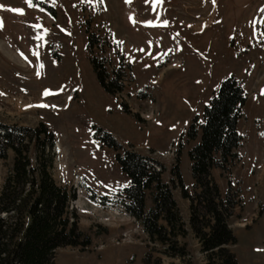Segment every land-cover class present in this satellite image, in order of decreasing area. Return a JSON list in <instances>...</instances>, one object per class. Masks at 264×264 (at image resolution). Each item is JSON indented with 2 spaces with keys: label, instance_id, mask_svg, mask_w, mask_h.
Segmentation results:
<instances>
[{
  "label": "rangeland",
  "instance_id": "obj_1",
  "mask_svg": "<svg viewBox=\"0 0 264 264\" xmlns=\"http://www.w3.org/2000/svg\"><path fill=\"white\" fill-rule=\"evenodd\" d=\"M0 5V121L44 123L54 132L53 176L75 189L71 208L93 238L84 251L58 249L55 264H207L176 171L194 192L188 152L197 140H188L187 131L231 75L248 98L238 123L244 135L237 148L241 159L228 170L214 168L212 176L222 195L231 182L238 198L229 219L238 238L231 246L238 264H264V0H32L31 6L0 0ZM87 29L98 37L92 51ZM3 48L19 54L22 63ZM91 57L105 58L111 73L126 74L121 93L99 85ZM94 128L161 169L184 217L186 234L177 240L186 247L185 259L166 253L119 204L116 192L129 179L115 150L102 142L103 132L95 136ZM8 154L0 158V190L13 163V152ZM151 205L149 193L146 209Z\"/></svg>",
  "mask_w": 264,
  "mask_h": 264
},
{
  "label": "trees",
  "instance_id": "obj_2",
  "mask_svg": "<svg viewBox=\"0 0 264 264\" xmlns=\"http://www.w3.org/2000/svg\"><path fill=\"white\" fill-rule=\"evenodd\" d=\"M87 33L86 45L92 51L98 37L88 29ZM90 63L106 92L117 95L124 90V72H109L105 58L91 57ZM246 101L241 82L233 75L224 79L202 116L196 115L187 131L188 140H197L188 152L194 192H189L176 171L182 196L190 202V225L207 264H238L231 249L238 238L229 225L238 198L231 182L222 195L212 170H228L241 159L237 148L244 135L237 124ZM97 130L103 132L102 142L115 150V161L129 179V184L116 192L119 204L152 239L165 245L166 253L185 259L186 247L177 240L186 234L185 221L172 185L162 180V171L152 158L124 148L112 134ZM56 143V135L44 123L28 127L0 121V158L7 159L9 151L14 154L0 190V264H55L58 249L71 246L84 251L93 244L92 236L80 227L76 209L71 208L77 198L75 189L57 183L53 176ZM149 193L152 205L146 209ZM90 197L96 199L95 193ZM107 202L102 196L100 203Z\"/></svg>",
  "mask_w": 264,
  "mask_h": 264
},
{
  "label": "snow or ice",
  "instance_id": "obj_3",
  "mask_svg": "<svg viewBox=\"0 0 264 264\" xmlns=\"http://www.w3.org/2000/svg\"><path fill=\"white\" fill-rule=\"evenodd\" d=\"M125 2L127 3V2H130V0H125ZM149 2V0H145V3H148ZM212 2H213V4L215 3V0H212ZM25 3L26 4H28L29 6H31V4H32V0H25ZM2 7H4V5H0V8H2ZM11 11H13V12H17V13H19V12H22V9H20V8H12V9H10ZM130 19H131V16L129 17ZM142 23H144V24H155L156 23V21H152V20H145V21H142ZM162 23L163 24H167V21H162ZM35 27H40V25H35ZM48 30L47 29H45V32H47ZM34 55H35V53H34ZM147 66V65H146ZM48 89H44V94L45 95H47L48 94ZM41 106H44V105H41ZM262 135H264V133H262Z\"/></svg>",
  "mask_w": 264,
  "mask_h": 264
},
{
  "label": "bare ground",
  "instance_id": "obj_4",
  "mask_svg": "<svg viewBox=\"0 0 264 264\" xmlns=\"http://www.w3.org/2000/svg\"><path fill=\"white\" fill-rule=\"evenodd\" d=\"M3 49H4V48H3ZM149 49H150V48H149ZM2 51H3V52H6L7 54H9V53H13V54L11 55L12 60H13V61H16V62H20V63H22L19 54L15 53V52H12V51H9V50H6V49H4V50H2ZM147 51H150V50L147 49Z\"/></svg>",
  "mask_w": 264,
  "mask_h": 264
},
{
  "label": "crops",
  "instance_id": "obj_5",
  "mask_svg": "<svg viewBox=\"0 0 264 264\" xmlns=\"http://www.w3.org/2000/svg\"><path fill=\"white\" fill-rule=\"evenodd\" d=\"M247 102V101H246ZM246 104V103H245ZM238 123H239V121H238Z\"/></svg>",
  "mask_w": 264,
  "mask_h": 264
}]
</instances>
